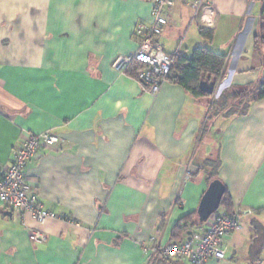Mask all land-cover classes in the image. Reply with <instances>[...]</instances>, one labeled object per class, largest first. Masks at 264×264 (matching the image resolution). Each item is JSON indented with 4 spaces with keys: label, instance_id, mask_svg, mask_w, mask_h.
<instances>
[{
    "label": "crops",
    "instance_id": "1",
    "mask_svg": "<svg viewBox=\"0 0 264 264\" xmlns=\"http://www.w3.org/2000/svg\"><path fill=\"white\" fill-rule=\"evenodd\" d=\"M215 6L211 43L186 0L167 9L157 40L168 54L191 57L207 44L225 55L223 94L264 79V48L254 41L264 0ZM150 20L149 0H0V178L28 134L60 135L25 174L44 207L67 217L41 223L0 203V264H191L152 250L176 240L188 214L179 238L205 228L195 219L210 158L220 161L232 211L252 214L226 236V257L207 264L249 263L252 222L264 226V98L245 115L207 120L221 94L195 96L169 80L154 94L115 69L138 47L137 23ZM31 229L47 241H31Z\"/></svg>",
    "mask_w": 264,
    "mask_h": 264
},
{
    "label": "built area",
    "instance_id": "2",
    "mask_svg": "<svg viewBox=\"0 0 264 264\" xmlns=\"http://www.w3.org/2000/svg\"><path fill=\"white\" fill-rule=\"evenodd\" d=\"M149 1L151 20L137 23L134 30L139 41L137 49L129 55L119 56L113 66L125 73L132 62H141L144 67L137 73L136 78L155 94L168 80L172 68L171 57L164 51L157 38L169 23L166 11L175 5L176 0ZM186 1L199 13L202 27L215 26L217 19L215 0ZM61 139L60 135L47 131L30 133L13 148L12 162L0 178V203L15 209L19 214H30L41 223L48 219H67L63 214L44 207L39 196L29 186L25 174L27 162L37 157L42 147H56ZM181 203H184L182 199ZM250 214L251 209H244L241 213L233 215L217 210L204 223L206 226L203 231H190L165 245L158 244L153 247L152 252L161 254L166 259L186 258L191 264H207L210 258L224 259L226 236L238 230L242 217ZM29 238L33 242L44 243L48 237L42 230L31 229Z\"/></svg>",
    "mask_w": 264,
    "mask_h": 264
},
{
    "label": "trees",
    "instance_id": "3",
    "mask_svg": "<svg viewBox=\"0 0 264 264\" xmlns=\"http://www.w3.org/2000/svg\"><path fill=\"white\" fill-rule=\"evenodd\" d=\"M262 15L258 30L254 36L255 45L260 49L264 48V6L262 8ZM200 35L204 43H211L214 38V30L212 28L201 27ZM169 55L172 60V68L168 80L181 85L195 96H206V94L199 89L201 80L219 83L226 74L227 57L222 54L214 53L208 48L207 44L197 46L191 57H187L180 52ZM143 67L144 64L134 61L128 66L126 73L136 77L137 73ZM261 98H264V79H260L243 88L225 92L218 98L213 99L207 120H212L218 116L228 118L235 115H245L248 113L251 103ZM232 106L238 108L234 109ZM205 168L207 170V179L210 182L216 178L220 179L219 160L213 158L207 159ZM221 207H224L227 214H235L231 209V199L227 192V188L221 201L220 208ZM194 215L195 213H191L184 216L175 225L173 229V239H178L182 233L188 230ZM195 220V223L203 224L198 220V217ZM252 226L254 235L252 237L250 261L248 264H259L262 258V249L264 247V226L257 220L252 222Z\"/></svg>",
    "mask_w": 264,
    "mask_h": 264
},
{
    "label": "water",
    "instance_id": "4",
    "mask_svg": "<svg viewBox=\"0 0 264 264\" xmlns=\"http://www.w3.org/2000/svg\"><path fill=\"white\" fill-rule=\"evenodd\" d=\"M217 87L218 83L215 81L201 80L199 84V89L206 95H214ZM225 191L226 187L221 179L216 178L209 183L197 208V217L201 223L206 222L220 208Z\"/></svg>",
    "mask_w": 264,
    "mask_h": 264
},
{
    "label": "rangeland",
    "instance_id": "5",
    "mask_svg": "<svg viewBox=\"0 0 264 264\" xmlns=\"http://www.w3.org/2000/svg\"><path fill=\"white\" fill-rule=\"evenodd\" d=\"M220 94H221V92H220L219 90H216V92H215L214 95H216V96L218 95V96H219ZM214 95H212V97H214ZM214 99H215V98H214ZM243 106H244V105H243ZM243 106H242V107H243ZM232 107H233L234 109H235V108H238V107H235V106H232ZM240 109H241V107H240Z\"/></svg>",
    "mask_w": 264,
    "mask_h": 264
}]
</instances>
